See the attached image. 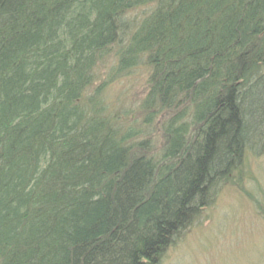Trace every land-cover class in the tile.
Here are the masks:
<instances>
[{
    "label": "trees",
    "instance_id": "1",
    "mask_svg": "<svg viewBox=\"0 0 264 264\" xmlns=\"http://www.w3.org/2000/svg\"><path fill=\"white\" fill-rule=\"evenodd\" d=\"M106 60L148 69L146 109L188 105L158 157L86 97ZM250 153L264 0H0V264H158Z\"/></svg>",
    "mask_w": 264,
    "mask_h": 264
},
{
    "label": "rangeland",
    "instance_id": "2",
    "mask_svg": "<svg viewBox=\"0 0 264 264\" xmlns=\"http://www.w3.org/2000/svg\"><path fill=\"white\" fill-rule=\"evenodd\" d=\"M148 11H134L128 19L137 22ZM105 63L98 64L86 97L95 98L104 114L118 123L119 132L125 128L136 132L132 145L146 141L148 146L142 149L158 157L165 141L164 125L173 111L144 107L147 68L140 66L114 76L108 70L112 62ZM185 105L181 103L176 113L186 111L183 119L187 121ZM152 109L158 114L152 123H146ZM234 170L210 195L207 206H199L197 216L178 233L158 264H264V154H245Z\"/></svg>",
    "mask_w": 264,
    "mask_h": 264
},
{
    "label": "bare ground",
    "instance_id": "3",
    "mask_svg": "<svg viewBox=\"0 0 264 264\" xmlns=\"http://www.w3.org/2000/svg\"><path fill=\"white\" fill-rule=\"evenodd\" d=\"M149 78H150V74L148 73V74H147V81H149ZM172 111H173V110H172ZM173 112H174V114H175V113H176V110H174ZM124 135H125V134H123L122 136H124ZM123 140H124V142H125V143H124V146H125V145H132V142H131V141L133 140V137H129V136H128L126 139H123ZM135 148H137V147L135 146ZM145 153L147 154V152H142L141 154H145ZM220 185H222V183H220ZM220 187H221V186H220ZM177 236H178V234L175 235V238H177Z\"/></svg>",
    "mask_w": 264,
    "mask_h": 264
}]
</instances>
